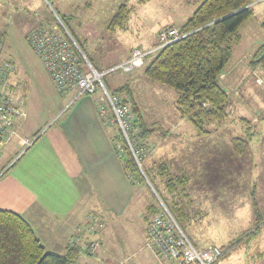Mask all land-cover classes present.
<instances>
[{"label": "rangeland", "instance_id": "1", "mask_svg": "<svg viewBox=\"0 0 264 264\" xmlns=\"http://www.w3.org/2000/svg\"><path fill=\"white\" fill-rule=\"evenodd\" d=\"M123 3L130 8L128 21L124 26L113 27L112 17ZM200 3L201 0H0V64L13 62L19 76L27 74L28 82L32 81L31 88L42 85L50 89L48 73L27 41L34 19H42L41 24L48 27L65 25L93 66L107 70L125 61L135 48L155 47L160 30L171 26L180 28ZM253 9V16L240 28L241 40L234 46L224 73L239 58L256 60L264 44L263 41L256 46L258 38L264 35V22L260 26L256 19V16L262 19L264 0L254 1ZM258 65L264 69L261 63ZM235 79L232 77L233 81ZM104 80L110 90L125 84L130 87L131 93L127 90L123 96L131 105L136 103L139 109L136 117L141 114V122L148 130L145 138L139 137V143L144 141L145 144L143 163L157 166L166 160L173 174L183 171L189 176V195H180L183 205L185 202L186 215L178 217V222L192 242L197 247L214 245L224 249V256L214 264H262L264 108L260 107L264 102V76L255 72L252 80L237 86L221 81L230 96L228 117L221 123L206 124V133H200L178 112L175 101L179 92L151 80L143 66L130 72L111 70ZM31 104L29 119L20 135L34 139V135L43 133L44 129L30 131V127L41 123L42 114L37 102ZM134 130L139 133L141 128ZM237 137L247 140V148L242 153L233 145ZM27 149L19 145L18 137H12L1 150L0 171L3 166L7 165L5 172L20 161ZM146 182L139 185V195L133 203L140 208L141 220L131 218L110 224L105 220L101 222L98 216L90 220L87 229L93 234L87 242L103 239L104 243L99 250H90L91 255L83 251L87 256L85 264L162 263L146 246V207L161 199ZM158 190L161 196L168 195L163 185Z\"/></svg>", "mask_w": 264, "mask_h": 264}, {"label": "crops", "instance_id": "2", "mask_svg": "<svg viewBox=\"0 0 264 264\" xmlns=\"http://www.w3.org/2000/svg\"><path fill=\"white\" fill-rule=\"evenodd\" d=\"M256 19L262 26L264 14L262 19ZM41 20L34 19L31 29ZM263 41L264 35L256 46ZM259 60L260 57L255 61L250 57L237 59L227 72H222L221 81L237 86L252 80L255 72L264 76ZM47 77L50 89L42 85L31 88L32 81L28 82L27 74L20 77L16 67L8 74L9 91L21 99L27 113L17 127L19 134L27 124L33 101L39 104L42 114L37 115L41 123L30 127V131H44L34 135V143L12 165L13 170L11 166L4 172L7 165L1 168L0 208L23 215L48 251L65 254L71 246H78L77 264H85L87 256L83 251L93 254L90 244L94 239L87 242L93 234L87 229L90 220L95 216L107 224L131 218L141 220L140 208L133 203L142 183L133 184L128 177L124 160L114 146L115 128L98 113V95L79 94L72 87L61 96ZM260 108H264V102ZM148 217L146 207L147 223ZM100 241L103 245V239Z\"/></svg>", "mask_w": 264, "mask_h": 264}, {"label": "trees", "instance_id": "3", "mask_svg": "<svg viewBox=\"0 0 264 264\" xmlns=\"http://www.w3.org/2000/svg\"><path fill=\"white\" fill-rule=\"evenodd\" d=\"M254 1L201 0L194 13L180 26L186 35L150 54L143 65L145 74L151 80L179 92L175 101L178 112L189 119L200 133L208 132L206 124L212 121L221 123L228 117L230 96L221 84V75L232 58L234 46L241 40L240 28L254 14ZM129 14L130 8L123 3L112 17L111 26H124ZM258 54L256 57H260L259 63L264 66V44ZM127 90L131 93L130 87L125 84L111 91L119 94L123 103L132 108L135 127L141 128L139 133L134 130L132 140L144 148V141L139 143V137L145 138L148 130L141 122V114L136 117L139 111L136 103L131 105L129 99L123 96ZM112 127L115 128V149L118 153L119 144L123 147L120 157L132 183L147 184V180L178 222V217L186 215L185 202L183 205L180 195H189V176L183 171L173 174L166 160L157 166H146L142 160L140 168L127 142L120 137L117 126ZM233 145L238 153H242L247 148V140L237 137ZM160 185L166 188V197L161 196ZM161 207L160 200L147 205L148 226ZM79 253L80 248L76 245L65 254L48 251L23 215L0 208V264H77ZM161 262L168 264L163 260Z\"/></svg>", "mask_w": 264, "mask_h": 264}, {"label": "built area", "instance_id": "4", "mask_svg": "<svg viewBox=\"0 0 264 264\" xmlns=\"http://www.w3.org/2000/svg\"><path fill=\"white\" fill-rule=\"evenodd\" d=\"M61 24L64 25L63 22ZM65 28V25L63 27L55 24L48 27L41 24L28 34L27 41L39 56L61 96L72 87L76 88L79 94L98 95L99 115L108 125L117 126L120 137L125 139L141 168L144 148L132 140L135 115L132 108L123 103L121 96L108 88L104 77L111 70L130 72L139 69L150 54L180 39L186 33L176 26L165 27L159 31V42L155 47L145 50L135 48L127 60L117 63L111 69L99 70L93 66L75 38ZM13 69V62L0 64V153L14 136L18 137L20 145L26 148L35 141V138L21 136L17 130L27 113L21 105V99L9 91L7 76ZM117 149L118 155L122 156L123 147L119 144ZM160 202L162 207L149 223L146 241V246L160 261H166L168 264H214L224 256L225 250L219 246L197 247L166 204L161 199ZM100 246L99 240L93 241L90 250L95 252Z\"/></svg>", "mask_w": 264, "mask_h": 264}]
</instances>
